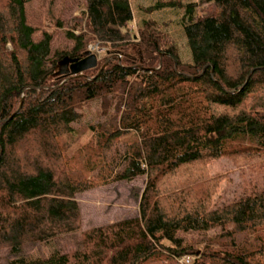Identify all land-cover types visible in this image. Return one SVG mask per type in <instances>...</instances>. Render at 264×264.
I'll list each match as a JSON object with an SVG mask.
<instances>
[{
    "label": "trees",
    "instance_id": "trees-1",
    "mask_svg": "<svg viewBox=\"0 0 264 264\" xmlns=\"http://www.w3.org/2000/svg\"><path fill=\"white\" fill-rule=\"evenodd\" d=\"M31 1L0 0V252L63 238L74 247L8 264H264V184L251 173L232 201L213 204L197 171L220 158L264 171V0H201L211 5L202 15L197 2L146 8L184 9L189 63L152 19L136 41L130 0H87L67 33L74 46L53 54ZM95 41L108 46L104 60L68 73L66 58ZM93 102L102 118L79 168L60 138ZM139 176L138 216L81 230L78 193Z\"/></svg>",
    "mask_w": 264,
    "mask_h": 264
},
{
    "label": "rangeland",
    "instance_id": "rangeland-1",
    "mask_svg": "<svg viewBox=\"0 0 264 264\" xmlns=\"http://www.w3.org/2000/svg\"><path fill=\"white\" fill-rule=\"evenodd\" d=\"M161 0H130L134 20L128 27L131 28L140 41V30L145 20L152 19L156 21L159 32L163 37V45L169 47L175 45L178 49L181 59L186 62H192L191 50L188 45L187 37L184 32V9L163 8L148 13L146 8L155 5ZM171 1V0H164ZM184 3L197 2V15L204 14L211 9L209 3H202L201 0H181ZM87 5V0H32L27 4L29 21L36 27L40 38L45 31L52 33L54 39L52 42V52L70 51L74 42L68 37V32L72 31L74 25L82 22V11ZM79 31L77 30L76 33ZM98 46L100 49L99 62L104 60L108 53V46L100 41H95L92 46ZM164 52V51H163ZM164 54H161L160 61H163ZM107 64V61L104 65ZM24 100V99H23ZM22 106V104H21ZM84 117L74 124L76 129L72 136L64 135L60 138L63 145L68 146L69 156L77 167L78 163L85 161V146H90L96 140V136L90 130V125H95L101 118L102 105L100 102H93L85 105L83 108ZM202 170L206 179L214 185L211 200L213 204H222L224 201H232L242 191L247 181L250 180L249 174L253 178L260 180L264 184L263 173L255 175V171L238 165L228 158L210 160L203 165H199L198 170ZM196 171V172H197ZM254 171V172H251ZM247 178V179H246ZM145 176H139L134 180H124L113 182L107 185H98L87 191L78 193L76 200L79 202L82 216V231L98 226H104L116 221L136 217L139 215L140 201L146 186ZM214 235V231L209 233ZM73 243L69 240L54 239L48 242L28 244L18 255L9 253L5 250L0 252L2 258L0 264H8L11 260L24 258L27 260L50 256L58 249L68 250L72 248ZM192 262L196 257H191Z\"/></svg>",
    "mask_w": 264,
    "mask_h": 264
},
{
    "label": "water",
    "instance_id": "water-1",
    "mask_svg": "<svg viewBox=\"0 0 264 264\" xmlns=\"http://www.w3.org/2000/svg\"><path fill=\"white\" fill-rule=\"evenodd\" d=\"M65 65L68 67V73L72 75H78L86 70L94 69L99 65V57L96 53H93L91 50L87 51L85 57L82 59H69L66 58ZM106 66L103 65L102 69Z\"/></svg>",
    "mask_w": 264,
    "mask_h": 264
},
{
    "label": "built area",
    "instance_id": "built-area-1",
    "mask_svg": "<svg viewBox=\"0 0 264 264\" xmlns=\"http://www.w3.org/2000/svg\"><path fill=\"white\" fill-rule=\"evenodd\" d=\"M93 53H96L98 56L100 54V49L98 46H92L89 48ZM178 264H192V259L189 256H184L178 259Z\"/></svg>",
    "mask_w": 264,
    "mask_h": 264
}]
</instances>
